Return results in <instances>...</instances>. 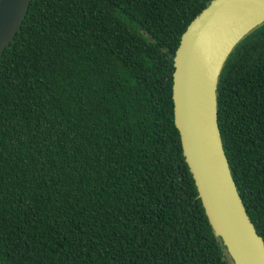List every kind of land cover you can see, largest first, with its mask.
Returning a JSON list of instances; mask_svg holds the SVG:
<instances>
[{
	"label": "trees",
	"instance_id": "16d2710c",
	"mask_svg": "<svg viewBox=\"0 0 264 264\" xmlns=\"http://www.w3.org/2000/svg\"><path fill=\"white\" fill-rule=\"evenodd\" d=\"M211 1L31 0L0 55V264H233L174 114V57ZM216 97L264 238V23Z\"/></svg>",
	"mask_w": 264,
	"mask_h": 264
},
{
	"label": "water",
	"instance_id": "95a60500",
	"mask_svg": "<svg viewBox=\"0 0 264 264\" xmlns=\"http://www.w3.org/2000/svg\"><path fill=\"white\" fill-rule=\"evenodd\" d=\"M30 3L0 0V55L19 32ZM263 12L264 0H212L188 26L174 57V114L182 151L213 231L233 264H264V238L248 215L224 153L216 94L226 60L264 23Z\"/></svg>",
	"mask_w": 264,
	"mask_h": 264
},
{
	"label": "bare ground",
	"instance_id": "6f19581e",
	"mask_svg": "<svg viewBox=\"0 0 264 264\" xmlns=\"http://www.w3.org/2000/svg\"><path fill=\"white\" fill-rule=\"evenodd\" d=\"M263 14H264V12H263ZM259 17H260L259 15L256 16V18H259ZM254 22H255V18L252 19V20H249V21L247 22V24H246L244 27H242L240 33L237 34L236 38H238V36H239V35H240L245 29L251 27V26L254 24Z\"/></svg>",
	"mask_w": 264,
	"mask_h": 264
}]
</instances>
